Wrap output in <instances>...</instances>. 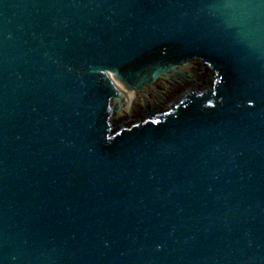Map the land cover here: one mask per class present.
Returning a JSON list of instances; mask_svg holds the SVG:
<instances>
[{
  "label": "water",
  "instance_id": "obj_1",
  "mask_svg": "<svg viewBox=\"0 0 264 264\" xmlns=\"http://www.w3.org/2000/svg\"><path fill=\"white\" fill-rule=\"evenodd\" d=\"M0 264H264V0H0Z\"/></svg>",
  "mask_w": 264,
  "mask_h": 264
},
{
  "label": "flooded vegetation",
  "instance_id": "obj_2",
  "mask_svg": "<svg viewBox=\"0 0 264 264\" xmlns=\"http://www.w3.org/2000/svg\"><path fill=\"white\" fill-rule=\"evenodd\" d=\"M166 99V95H163V99L160 97V99L156 102H152L151 103V107H153L154 109H157L159 108L162 103L165 101ZM140 110V107L139 106H135L134 109H133V113H138Z\"/></svg>",
  "mask_w": 264,
  "mask_h": 264
}]
</instances>
